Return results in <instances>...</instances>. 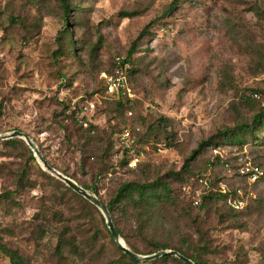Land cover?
<instances>
[{
  "label": "rangeland",
  "instance_id": "1",
  "mask_svg": "<svg viewBox=\"0 0 264 264\" xmlns=\"http://www.w3.org/2000/svg\"><path fill=\"white\" fill-rule=\"evenodd\" d=\"M65 29L72 40L60 44ZM119 58L131 73L122 106L102 80ZM261 98L264 0H73L66 15L58 0H0V134L26 133L104 203L123 182L164 177L175 200L154 210L143 233L130 211L111 215L140 254L159 241L203 264H264V131L241 142L219 133L251 124ZM17 139L0 141V193L10 192L0 198V243L25 264H120L98 208ZM243 163L257 167L256 180L239 172ZM237 189L240 212L215 196L226 190L235 200ZM0 264H13L10 254L0 250Z\"/></svg>",
  "mask_w": 264,
  "mask_h": 264
},
{
  "label": "trees",
  "instance_id": "2",
  "mask_svg": "<svg viewBox=\"0 0 264 264\" xmlns=\"http://www.w3.org/2000/svg\"><path fill=\"white\" fill-rule=\"evenodd\" d=\"M58 2L62 8L63 13L66 15L69 12V10L73 4V0H58ZM129 14H131V13H127V15H129ZM69 36H70V32L68 31V29H65V31L60 36V40H61L60 44H62L63 42H66V43L71 42L72 38ZM68 50H70V49H68ZM132 51L133 50H131L129 54H131ZM113 67H114V62H112L111 67L109 69H107V71H103V72L109 73L112 71ZM130 75H131V73H130V67H129L127 69V77H128L129 83L131 81ZM110 99L112 101H114L117 106H122L126 101L130 100L129 97H123V98H118V99L110 98ZM262 102H263V105H262ZM259 103H260V105H262L263 108L259 111V113L254 115L251 124H247V123L241 124L240 127H238L237 132L232 131L233 129L221 130L219 132L221 137L225 141L241 142L242 139L246 136V134H249V135H252L254 139H257L256 133H260V132L264 131V98H261ZM16 141H21V140H19L17 138H10V139L4 140L3 142L5 144H11V143H15ZM21 142H23V141H21ZM207 143L212 144V141L209 140V141L201 142L199 144V146L192 151L190 157L194 158V156L196 154H198L200 152L201 148ZM126 152H127V150H126ZM29 159L32 161H35V157H34L32 151H29ZM124 162H128L127 159H125ZM186 168H187V162L183 165L182 169H186ZM25 173H26V171L24 170L22 172V174H25ZM179 173L180 172L176 173V175H179ZM178 177H180V176H178ZM55 180L60 182L59 179H55ZM183 183H184V181H183ZM68 189L71 190V192L76 197H78V198L84 200L85 202H87L88 204H90L89 201L86 200L84 197L77 194L76 192H74L69 187H68ZM9 194H10L9 191L4 192V193H0V198L8 196ZM213 194H215V193H209L208 192L205 195H203L202 200H201L199 205H201V203H203V202L205 203L207 200L212 198ZM234 195H235V193L232 194L229 191L227 193L226 190H219V192L216 193L215 196L224 198L231 211L240 212V210H242V208L234 207V203H233V201H234L233 196ZM178 196H179V194H178ZM175 197H176V195H175L174 189H172V187L169 185L168 181L164 177H156L153 180L147 181V182H138V181L123 182L120 185V187L117 189L115 195L109 200V202H107V203H104L103 201L102 202L108 208L112 217H113V214H115V213L118 215H121V214H124L126 211H130L131 216H133V218H134L136 231L141 234L145 231V228L148 226V223H150L155 218L154 210L155 209H161L167 203L174 202ZM114 225L116 226L120 236L122 238H124V240H125L124 242H125L126 246L136 253H141L138 249L133 247V245H131V243L126 239L124 232L121 229V227L115 223H114ZM110 237H111V234H110ZM62 244H63V242L60 241L59 246H61ZM152 245H153L154 249L148 253L155 252V251H158L161 249L170 248V249H174V250L180 252L181 254H183L184 256L190 258L195 264H203L201 262V260H199L196 255L188 254L181 247H177V246L170 247L167 243L159 242V241L153 242ZM115 248L119 251V253L121 254V257H122L120 264H137L138 263V261L131 259L124 252H122L117 247L116 244H115ZM0 250L5 252V253L10 254V257L12 258L13 264H25L24 260L20 257V255L15 250H10V249L4 247L1 243H0ZM166 258H171L173 261H176V262L181 261L178 258L173 257V256H169V255H165V256L160 257L161 260H165ZM181 262H183V261H181Z\"/></svg>",
  "mask_w": 264,
  "mask_h": 264
},
{
  "label": "water",
  "instance_id": "3",
  "mask_svg": "<svg viewBox=\"0 0 264 264\" xmlns=\"http://www.w3.org/2000/svg\"><path fill=\"white\" fill-rule=\"evenodd\" d=\"M10 138L23 139L26 142V144L29 146L31 151L33 152L34 157L38 160V162L42 165V167L46 171H48L51 175L55 176L57 179L62 181L66 186H68L74 192L81 195L90 203H92L95 207L98 208V210L102 213L103 217L105 218L106 226L111 234L114 243L128 257L136 261H150L165 255H169L178 258L179 260L183 261L185 264H195L190 258L184 256L183 254H181L180 252L174 249H161L151 254H140L132 251L130 248L126 246L123 238L120 236L116 226L112 221V217L108 208L105 206V204L102 202L101 199H99L94 193L90 192L88 189L79 185L75 180H73L69 176L64 175L63 173L52 167L50 164H48L47 161L42 156L39 149L37 148V146L34 144V142L26 133L20 130H13L9 133L0 134V141Z\"/></svg>",
  "mask_w": 264,
  "mask_h": 264
},
{
  "label": "built area",
  "instance_id": "4",
  "mask_svg": "<svg viewBox=\"0 0 264 264\" xmlns=\"http://www.w3.org/2000/svg\"><path fill=\"white\" fill-rule=\"evenodd\" d=\"M129 68V64L123 58L116 59L114 61V67L111 72H103L102 73V80L104 83V91L106 95L110 98H123V97H131L132 92L130 88V84L127 77V69ZM254 97H258L255 93L253 94ZM123 138H129V132L125 131L123 133ZM134 162L137 161V158H133ZM239 172L241 174H247L249 180H256L260 175V171L257 167H250L249 163H243L242 167L240 168ZM236 199L233 201L234 207L236 208H243L246 205V199L244 198V194L240 189L236 191ZM193 203L195 205L198 204V199L194 198Z\"/></svg>",
  "mask_w": 264,
  "mask_h": 264
}]
</instances>
